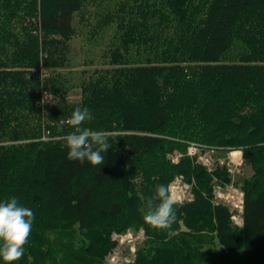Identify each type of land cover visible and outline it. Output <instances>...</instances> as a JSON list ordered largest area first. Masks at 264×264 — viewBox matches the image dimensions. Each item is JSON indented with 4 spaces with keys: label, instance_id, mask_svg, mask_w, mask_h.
<instances>
[{
    "label": "trees",
    "instance_id": "obj_1",
    "mask_svg": "<svg viewBox=\"0 0 264 264\" xmlns=\"http://www.w3.org/2000/svg\"><path fill=\"white\" fill-rule=\"evenodd\" d=\"M89 3L0 0V202L15 197L35 215L15 264H106L113 235L129 230L145 233L129 264H264V0H126L104 9L116 24L109 67L81 83L78 105L44 122L40 81L27 74L68 66L74 23ZM77 107L92 117L81 127L109 134L101 166L69 161L62 139L41 141L44 126L72 132L59 121ZM190 143L243 153L253 174L236 183L242 227L214 201V184L232 182L226 167L170 161ZM180 176L193 201L174 205L171 229L152 228L147 198Z\"/></svg>",
    "mask_w": 264,
    "mask_h": 264
},
{
    "label": "rangeland",
    "instance_id": "obj_2",
    "mask_svg": "<svg viewBox=\"0 0 264 264\" xmlns=\"http://www.w3.org/2000/svg\"><path fill=\"white\" fill-rule=\"evenodd\" d=\"M90 2L84 10L77 16L74 26L76 32L70 42V53L68 55L69 64L66 68L54 70L47 69L41 66L29 70L26 79L40 81V87L37 89L39 97L37 107L42 112L44 122L49 120V115H52V110L55 108H62L67 105H78L81 101V83L87 81L93 76L94 71L98 69L108 68V56L111 54L110 44H113V36L116 31V24L108 23L105 16L104 9L115 11L121 8L126 0H88ZM110 6L111 8H109ZM28 21V20H27ZM114 48V46H112ZM44 69V70H42ZM56 83L59 91L55 93L49 84ZM50 81H52L50 83ZM46 86V87H45ZM56 121V120H55ZM54 121V122H55ZM60 124L65 125L67 122L64 119L59 121ZM67 124V123H66ZM50 132L51 137H59L62 139L65 135H55L53 131L44 126L42 137ZM41 137V141H42ZM57 141V140H56ZM64 143V142H63ZM65 144V143H64ZM193 145H200L198 143H190L188 148ZM187 148L186 153L176 151L169 156L170 161L178 165L182 158L189 157ZM215 154H211L212 163L209 168L198 162V158L192 159L196 164L202 165L207 170L212 168V171L218 167H226L230 174L232 182L226 186H219L214 184L215 203L217 206L221 205L229 209L233 215V220L238 227L243 226V193L240 188L236 186L238 181H243L252 176V169L245 164L243 153L241 151H223L215 149ZM182 155L178 163H175L172 157L177 154ZM209 152V151H208ZM239 152L236 156L239 157L238 163L234 159L233 154ZM202 154H205L204 152ZM223 163V164H222ZM229 169L231 171H229ZM209 171V170H208ZM210 171V172H212ZM171 195L176 202L175 204L190 203L194 199L192 192V185H189L185 179L180 176L177 177L171 184ZM113 240L118 243L116 249L106 258V264H129L134 263L138 248L142 246L145 240V233L143 230H129L125 234H114Z\"/></svg>",
    "mask_w": 264,
    "mask_h": 264
},
{
    "label": "clouds",
    "instance_id": "obj_3",
    "mask_svg": "<svg viewBox=\"0 0 264 264\" xmlns=\"http://www.w3.org/2000/svg\"><path fill=\"white\" fill-rule=\"evenodd\" d=\"M91 118L88 108L77 107L66 122L74 130L63 136L62 140L68 149L69 161H76L81 165L87 162L96 167L104 164V153L111 145L107 132L81 127ZM175 203L171 195V185H158L154 195L145 202L144 222L154 229H171L176 220ZM34 219L33 210L20 204L17 198L12 197L0 202V259L4 264H15L24 255ZM174 234L168 232L169 236Z\"/></svg>",
    "mask_w": 264,
    "mask_h": 264
},
{
    "label": "built area",
    "instance_id": "obj_4",
    "mask_svg": "<svg viewBox=\"0 0 264 264\" xmlns=\"http://www.w3.org/2000/svg\"><path fill=\"white\" fill-rule=\"evenodd\" d=\"M42 70H44V69H42ZM50 136H52V135H51L50 132H48L47 135H45L44 137H42V141L49 142V141H53V140H61V139H59V137H51L50 138ZM188 149H189L188 155L190 157H192V159L198 158V162L201 163L202 165H204L205 167L207 166L208 168H209V165H214V163H212L211 154H215V152H216L215 149L208 148V147L203 146V145H201V146L200 145H196V146L193 145V146L189 147ZM203 152L205 154H202ZM181 158H182V155L179 154L178 152H177V154H175L172 157V159H173V161L175 163H178ZM208 170L209 171H212V168H210ZM229 171H231V170L229 169ZM243 197H244V195H243Z\"/></svg>",
    "mask_w": 264,
    "mask_h": 264
},
{
    "label": "bare ground",
    "instance_id": "obj_5",
    "mask_svg": "<svg viewBox=\"0 0 264 264\" xmlns=\"http://www.w3.org/2000/svg\"><path fill=\"white\" fill-rule=\"evenodd\" d=\"M236 154L238 155L239 152H235V155L233 154V157H234V159H236V161L239 163V162H240V159H239V157L236 156Z\"/></svg>",
    "mask_w": 264,
    "mask_h": 264
}]
</instances>
